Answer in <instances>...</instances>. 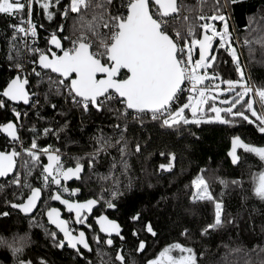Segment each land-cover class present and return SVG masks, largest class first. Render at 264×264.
I'll use <instances>...</instances> for the list:
<instances>
[{"label":"snow or ice","instance_id":"obj_1","mask_svg":"<svg viewBox=\"0 0 264 264\" xmlns=\"http://www.w3.org/2000/svg\"><path fill=\"white\" fill-rule=\"evenodd\" d=\"M237 2L238 0H224L221 4L216 0L212 14L207 15L201 10L203 0H198L195 10L185 0H119V3L117 0H67L63 4V10L56 13L51 9H59L61 0H56L55 4L52 0H0V14L19 21L10 25L13 32L9 38L10 49L17 52L16 62L11 65L17 74L0 89V109H8L9 102L20 101L25 105L31 104L33 108L38 107L39 101L34 100L38 92L30 91L34 75L37 89L47 83V90L44 92L46 103L50 95H55L62 96L65 104L70 102L72 108L79 109L82 113L107 111L124 122L125 130L129 120L143 124L145 119H150L163 128L173 130L177 136L190 124L199 126L210 122L223 125L247 122L249 125L255 124L259 133H264V85H255L246 76L244 67L240 64L239 53L232 42V32L235 29L230 30V16L223 11ZM34 6L42 9L43 16L49 21L57 14L64 20L71 16L72 26L70 35L60 38L53 32L48 38V45L54 46L58 51L51 47L41 49L24 44L31 56L29 63L32 67L29 73L13 41L20 39L23 42L29 37L35 41L37 28L32 20ZM25 10L27 18L24 16ZM189 13H193V16ZM177 21H180L179 27ZM216 21L220 24L217 25ZM245 27L252 36L243 41L250 55L255 50L253 45L264 50V15L258 19L255 14L248 17ZM63 28L64 25L61 24L57 31L62 32ZM64 41H68V46H65ZM214 41L217 42L214 44ZM197 49L198 58L193 55ZM218 49H223L231 57L238 78L225 79L216 71L217 64L221 61L216 51ZM9 59L14 58L9 56ZM209 69L212 71L209 72ZM185 92L188 93L186 100ZM225 93L227 97L220 100L223 106H217V99ZM51 107L55 111L57 106L52 104ZM11 111L16 123L12 120L0 123V132L6 133L13 145L10 151L0 150V178H6L8 184L16 185L18 190L28 189L26 194L21 191V197L26 195V198L22 202H12L11 207L25 214L31 213L38 207L43 191L48 189L49 199L59 201L74 220L61 218V210L57 207H47L44 214L55 229L45 228L46 235L51 238L54 247L72 249L76 256L84 257L86 264H92L83 251H92L85 231L77 230L74 234L70 224H86L88 214L92 213L94 206L103 197L83 201L74 198L80 189L69 188L64 182L73 177L80 179L83 170L80 159L76 158L74 167L66 166L60 150L51 144L41 147L36 136H33L27 147L23 146L17 123L22 115L27 117L28 113L22 114L15 106L11 107ZM188 112L191 113L190 117ZM209 113L213 115H208ZM66 127L67 121L59 128L45 127L43 133L54 135L58 139L59 133ZM114 127L119 128V125ZM125 130H121L120 138L115 142L111 138L95 137L98 146L91 154L92 158L87 161L89 168L101 151L107 152L114 145L119 146L122 158L126 155L128 148ZM31 131H36L34 126ZM17 143L21 145L20 150L15 147ZM238 149L254 154L264 162V146H255L245 142L239 135H234L227 153L233 165L238 166L241 160ZM135 151H142L139 143L136 144ZM160 154L165 155L163 152ZM43 157L47 158L46 163H43ZM18 158L19 169H23V172L18 170ZM167 159L168 163L160 164L159 169L169 171L174 167L175 155L169 152ZM120 163L126 173L127 161L122 159ZM111 167L115 168L116 164L113 163ZM38 168L40 172L37 179L41 183L40 186H32L29 177ZM205 171L206 169L201 168L191 179L189 197L194 203L207 202L213 206L210 222L200 229L202 238L219 232L226 224L233 222L232 218L225 219L224 201L212 191L210 180L203 175ZM109 176L100 178L107 180ZM215 180L224 188L229 184V181L219 176ZM252 182L253 195L264 202V168L258 173H252ZM119 183L115 179V184ZM230 183L238 186L240 181L232 180ZM53 185L58 187L53 189ZM4 187V184H0V190ZM127 187H131V181ZM108 191L111 199H104V206L115 209L117 205L113 200L121 193L118 188ZM63 193H67L68 198H64ZM8 215L9 212L0 211V216ZM140 216L141 213L137 212L131 216V220L138 221ZM95 222L99 231L106 234L103 240L96 234L92 237L98 246L100 264H139L134 258L126 260L122 245L121 248H116L114 259L110 257L105 262L103 257L109 253L99 245L102 243L115 248L112 234L121 241L125 237L116 220L101 214L95 217ZM36 226L44 227L42 224ZM87 227L91 229L92 225L88 224ZM145 227L153 237L157 235L150 222ZM132 234L138 235L135 229ZM181 236L188 238L189 229L185 228ZM30 243L27 233L11 238L0 237V247L11 253L13 264H36V260L24 258L25 249ZM223 247L227 251L217 264H238L236 260H229V257L239 253L247 257L243 264H254L250 253L257 256V264H264V244H255L252 248H245L242 244L232 247L223 244ZM145 248L146 242L140 240L135 251L142 253ZM204 255V252L197 253L192 246L177 241L164 246L146 264H200ZM38 259L39 264H48L42 257Z\"/></svg>","mask_w":264,"mask_h":264},{"label":"trees","instance_id":"obj_2","mask_svg":"<svg viewBox=\"0 0 264 264\" xmlns=\"http://www.w3.org/2000/svg\"><path fill=\"white\" fill-rule=\"evenodd\" d=\"M55 2L56 0H52L53 4ZM219 2L223 4L224 0H219ZM65 3L67 0H61L59 9L51 10L54 13L63 10ZM185 3L195 10L198 0H185ZM215 3L216 0H203L202 12L211 15ZM223 11L230 16V30L235 29L232 32V42L239 53L240 64L244 67L246 76L250 77L253 84L264 85V50H261L258 45H253L255 50L250 55L249 49L243 44L245 38H252L245 27L248 24V17L255 14L258 19L259 16L264 15V0H238L236 4H230ZM26 15L25 10L24 16ZM189 15L193 16V13ZM32 20L37 28V41L33 42L31 38L27 42H22L20 39L13 41L29 73L32 67L29 63L31 56L24 48V44L28 43L41 49L51 47L56 50L54 46L48 45V38L53 32H56L60 38L68 36L72 26L71 16L64 20L57 14L54 15L52 21H49L43 16L42 9L38 6H34ZM17 21L11 16L0 14V89L16 75L15 68L11 65L16 62L17 52L15 49H10L9 38L13 32L10 25ZM61 24L64 25L63 31L58 32L57 29ZM177 26H180V21H177ZM64 44L68 46V41H64ZM216 51L221 57L216 71L225 79L238 78L231 57L223 49ZM9 56L14 59L10 60ZM211 71L212 69H209V72ZM31 84L30 91L38 92V96L34 98L39 101L38 107L33 108L29 104L27 107L17 108L22 114L28 113L27 117L22 115V123L20 121L19 135L23 146L27 147L33 136H36L41 147L51 144L54 148H58L63 154L64 161L72 167L75 165L76 158L80 159L83 170L79 182L74 185V188L80 189L76 197L81 200L103 197L94 206L87 219V223L92 225L93 232L97 233V230L92 218L104 213L108 218L120 224L122 235L125 237L123 243L133 245V249L140 240H144L154 246V255H156L167 244L178 241L192 246L197 253H205L200 264H217V261H220L227 251L223 244H229L230 247L242 244L245 248H252L255 244H264V231H262L264 202L252 193V173H258L264 168V162H261L254 154L238 149L241 160L237 166L232 164L231 158L227 155L231 148V137L234 135H239L245 142L255 146H264V133H259L255 124L249 125L247 122L233 125H223L219 122L201 123L199 126L190 124L184 128L181 135L177 136L173 130L163 128L159 123L150 119H145L143 124L129 120L125 130L124 122L117 120L107 111L93 110L91 113H82L81 110L72 108L70 102L65 104L62 96L55 95H50L46 103L44 92L47 90V83L37 89L35 87L36 78L33 75ZM52 104L57 106L55 111L51 107ZM10 114V109H0V123L6 122ZM65 121H67V127L59 133L58 139L51 134L44 135L45 127L59 128L65 124ZM117 124L119 128L114 127ZM33 126L36 129L35 132L31 131ZM121 130H125L124 136L128 148L126 155L122 158L119 146L114 145L107 152L101 151L95 157L93 166L89 168L87 161L92 158L91 154L98 146L95 137L103 136L115 142L120 138ZM137 143L142 149L140 153L135 151ZM12 147V143L0 137V150L9 151ZM15 147L20 150L21 145L17 143ZM161 152L165 155L161 156ZM169 152L175 155L174 167L169 171H163L159 169V165L168 163L167 154ZM122 159L128 163L126 173L120 163ZM113 163L116 164L115 168L111 167ZM201 168L206 169L203 175L210 180L214 194L224 201L225 219L232 218L233 220L219 232L203 238L200 236V229L210 222L213 206L207 202L194 203L189 199L191 179ZM18 170L23 172V169H19V159ZM39 172L38 168L29 177L32 186H40L41 181L37 179ZM109 173H111L110 176ZM101 176H109V179L102 180ZM216 176L229 181L228 186L224 188L215 180ZM115 179L120 181L119 185L115 184ZM232 180H239L240 184L232 185L230 183ZM129 181H131L130 188L127 187ZM0 184L5 185L0 190V211L10 213L6 217L0 216V237L11 238L27 233L31 243L25 249L24 258L36 260V264H39L38 258L41 257L48 264H69L68 255L61 254L50 244L48 246L45 241L47 226L42 215L44 206H59V201H50V196L44 193L45 189L38 210L32 217H26L13 210L10 205L12 202H22L26 195L22 198L21 191L26 194L28 189L18 190L16 185L8 184L7 180H1ZM116 188L121 193L113 200L117 207L115 209L105 207L104 199H111L108 190ZM102 189L106 191L102 192ZM222 190L223 195L221 196ZM62 195L64 198L68 197L67 193ZM137 212L141 213L140 219L131 220V216ZM30 221L33 225L31 227ZM149 222L157 233L155 237L145 232L144 227ZM40 224L44 227L36 226ZM185 228L190 231L188 238L181 236ZM133 229L138 233L137 236H133ZM250 255L254 264H257V256L251 253ZM75 258L77 259V256ZM246 259L243 253L229 257V260H236L238 264H243ZM0 264H13L11 253L3 247H0Z\"/></svg>","mask_w":264,"mask_h":264},{"label":"flooded vegetation","instance_id":"obj_3","mask_svg":"<svg viewBox=\"0 0 264 264\" xmlns=\"http://www.w3.org/2000/svg\"><path fill=\"white\" fill-rule=\"evenodd\" d=\"M12 106H14V105H11L10 103H9V108L8 109H10V111H11V107ZM20 106H22V105H19V106H15L16 108H18V107H20ZM29 106V105H28ZM24 107V106H23ZM18 110V109H17ZM19 111H21V110H19ZM8 120H12L13 122H16V118H15V116H14V114L12 113V111H11V114L8 116ZM7 120V121H8ZM22 119L20 118V121H21ZM6 121V122H7ZM1 123H3V122H1ZM21 123H22V121H21ZM21 125V124H20ZM20 125L18 126V128H20ZM21 129V128H20ZM0 137H2L3 138V136H1L0 135ZM47 145V144H46ZM58 149V148H57ZM63 159V158H62ZM63 161H64V159H63ZM47 162V158L46 157H43V163H46ZM64 164L66 165V166H70V167H72V165H69L67 162H65L64 161ZM79 182V179H77V178H75V177H73V178H71V179H69L68 181H66V182H64V184H65V186H67V187H69V188H74V185L76 184V183H78ZM53 189H55V188H57L58 186H55V185H53V186H51ZM44 193H50V191L48 190V189H46V192L44 191ZM43 196V195H42ZM49 196H50V194H49ZM26 198V197H25ZM68 198V197H67ZM74 198H77V197H74ZM79 199V198H78ZM79 200H81V199H79ZM50 201H52L51 199H50ZM49 201V202H50ZM81 201H83V200H81ZM40 203H41V201H40ZM40 203H39V205H40ZM39 205H38V207H37V209H36V211L38 210V208H39ZM47 207H57V208H59L60 210H61V212H62V218L63 219H69V220H74V217H70V215H69V213L67 212V210L64 208V206L63 205H61L60 204V202H59V206H44V211H43V220H44V223L46 224V221H45V219H44V213L46 212V210H47ZM35 211V212H36ZM35 212L33 213V215L35 214ZM91 213H89L88 214V216L90 215ZM101 214H104V213H101ZM101 214H98V215H101ZM32 215V216H33ZM97 215V216H98ZM32 216H29V217H32ZM96 216H94L93 218H92V221H93V219L95 218ZM87 219H88V217H87ZM111 219V218H110ZM31 220H33V218L31 219ZM114 220V219H113ZM88 222V221H87ZM93 223H94V221H93ZM87 225H88V223H86V224H84V225H78V224H75L74 222H72L71 224H70V226H71V228L73 229V231H74V234L76 233V231L77 230H83V231H85V233H86V238L89 240V242H90V245H91V248H92V251L90 252V253H88L87 251H85V250H83L84 252H85V255L87 256V259L88 260H90V261H92V264H100V261H98L97 259H95L94 258V256H95V254H97L96 253V250H97V244L95 243V242H92L91 241V236H92V233H94V234H96V235H99L100 237H101V240H103L104 238H106L105 236H102L99 232H98V229H97V227H96V225H95V223H94V225H95V228H96V230H97V233L94 231L93 232V230L92 229H90V228H88L87 227ZM47 226V225H46ZM47 228H49V229H53L52 227H49V226H47ZM54 230V229H53ZM133 231V230H132ZM45 237H46V239H45V241L47 242V244H48V246H49V244L52 246V247H54L53 246V244H52V241H51V238L48 236V235H45ZM137 239V238H136ZM113 240H114V244H115V248H113V247H109V246H106V245H104V244H100L99 245V247L100 248H102L105 252H107V253H109V255L108 256H104L103 257V259H105V260H107L110 256H112V259H114V255H115V250H116V248H121V245L123 246L122 247V251H123V254L125 255V258H126V260L128 259L127 258V254H126V251H131V250H133V245H129L128 243H123V241H121L120 240V238L119 237H113ZM139 244V243H138ZM138 244L136 245V248L138 247ZM55 248V250L57 249L59 252H61V254H66V255H68V260L67 261H69V264H77V262L79 261V263L78 264H86V262H85V259H84V257H80V256H77V259L75 258V251L74 250H71V249H68L67 247H64L63 249H59V248H56V247H54ZM135 248V249H136ZM130 249V250H129ZM136 254L137 255H139V257L141 258V263L140 264H146V261L148 260V259H151V258H153L155 255H154V246H152L151 244H148V243H146V248H145V250H143V252L142 253H137L136 252ZM39 262V261H38Z\"/></svg>","mask_w":264,"mask_h":264},{"label":"water","instance_id":"obj_4","mask_svg":"<svg viewBox=\"0 0 264 264\" xmlns=\"http://www.w3.org/2000/svg\"><path fill=\"white\" fill-rule=\"evenodd\" d=\"M214 44H215V41H214ZM196 56H197V58H198V49L196 50ZM11 105H14V106H19V105H22V106H24V107H27L28 105H25L22 101H20V102H9ZM14 123H16V122H14ZM20 125V121L17 123V126H19ZM0 135L1 136H3L9 143H12L11 142V140L7 137V135H6V133H2V132H0ZM11 150V149H10ZM9 150V151H10ZM19 159V158H18ZM1 180H7L6 178H0V181ZM41 201V200H40ZM40 201H38V205H39V203H40ZM10 207H11V205H10ZM12 208V207H11ZM13 209V208H12ZM36 209L37 208H35V209H33V211L31 212V213H28V214H25V213H22V212H20L18 209H13V210H15V211H17V212H19L21 215H23V216H26V217H29V216H32L33 215V213L36 211ZM105 215V214H104ZM99 216V215H98ZM61 218H62V212H61ZM44 219H45V221H46V225L47 226H49V227H52L53 229H55V226L54 225H50L49 223H48V220H47V216L44 214ZM110 219V218H109ZM93 221H94V223H95V225H96V227H97V229H98V232L102 235V236H105L106 237V234L105 233H101L100 231H99V226L96 224V222H95V218L93 219ZM118 223V222H117ZM119 224V223H118ZM144 229H145V232L147 233V234H149V235H151V233H148L147 232V230H146V227H144ZM121 233H122V227H121ZM61 235V237H62V234H60ZM113 235V237H117V236H115V234L113 233L112 234ZM152 236V235H151ZM69 249V248H68ZM72 250V249H71ZM85 251H87V250H85Z\"/></svg>","mask_w":264,"mask_h":264},{"label":"rangeland","instance_id":"obj_5","mask_svg":"<svg viewBox=\"0 0 264 264\" xmlns=\"http://www.w3.org/2000/svg\"><path fill=\"white\" fill-rule=\"evenodd\" d=\"M217 25L218 24H220V22L219 21H216L215 22ZM218 39V38H217ZM195 54H196V51H194V53H193V55L195 56ZM217 83L219 82V81H216ZM227 97V94L225 93V94H222V96L220 97V98H218L217 99V101H216V103H217V106H223V105H221L220 104V100L221 99H224V98H226ZM186 100V99H185ZM206 107H207V105H206ZM188 115H189V117L191 116V113L190 112H188L187 113ZM211 113H209V115H210ZM20 145V144H19ZM50 193H47L46 195H49ZM93 235H94V233H92V236H91V241L93 242V240H92V237H93ZM102 249V248H101ZM130 250V249H129ZM96 253H97V250H96ZM126 254H127V258L129 259V258H134L135 260H137L138 262H139V264L141 263V258L139 257V255H137L136 254V251H135V249H133V250H131V251H126ZM111 258H112V256H110ZM109 257V258H110ZM139 257V258H138ZM94 258L95 259H97L98 261H100V257L97 255V254H95V256H94ZM109 258L107 259V260H105V259H103L105 262H108L109 261Z\"/></svg>","mask_w":264,"mask_h":264},{"label":"built area","instance_id":"obj_6","mask_svg":"<svg viewBox=\"0 0 264 264\" xmlns=\"http://www.w3.org/2000/svg\"><path fill=\"white\" fill-rule=\"evenodd\" d=\"M226 13H227V11H226ZM25 18H27V15L25 16ZM18 22H19V21H17L16 23H18ZM30 38H31V37H29L27 40H24V41H26V42H27L28 40H30ZM31 39H32V38H31ZM35 41H37V37L35 38ZM15 72H16V74H17V71H16V70H15ZM187 95H188V93H187V92H185V93H184V97L186 98V97H187Z\"/></svg>","mask_w":264,"mask_h":264},{"label":"bare ground","instance_id":"obj_7","mask_svg":"<svg viewBox=\"0 0 264 264\" xmlns=\"http://www.w3.org/2000/svg\"><path fill=\"white\" fill-rule=\"evenodd\" d=\"M238 48V47H237ZM243 49V48H242Z\"/></svg>","mask_w":264,"mask_h":264}]
</instances>
